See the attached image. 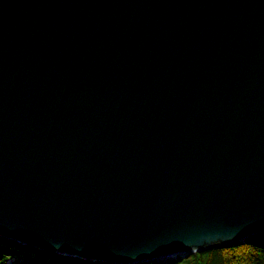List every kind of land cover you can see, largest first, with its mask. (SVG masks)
Listing matches in <instances>:
<instances>
[{
	"label": "water",
	"instance_id": "1",
	"mask_svg": "<svg viewBox=\"0 0 264 264\" xmlns=\"http://www.w3.org/2000/svg\"><path fill=\"white\" fill-rule=\"evenodd\" d=\"M264 230V0H0V236L115 264Z\"/></svg>",
	"mask_w": 264,
	"mask_h": 264
},
{
	"label": "trees",
	"instance_id": "2",
	"mask_svg": "<svg viewBox=\"0 0 264 264\" xmlns=\"http://www.w3.org/2000/svg\"><path fill=\"white\" fill-rule=\"evenodd\" d=\"M9 256H13L14 261L8 264H115L41 250L0 236V264H5ZM162 264H264V230L249 235L242 242H230L196 250L185 257L172 258Z\"/></svg>",
	"mask_w": 264,
	"mask_h": 264
},
{
	"label": "rangeland",
	"instance_id": "3",
	"mask_svg": "<svg viewBox=\"0 0 264 264\" xmlns=\"http://www.w3.org/2000/svg\"><path fill=\"white\" fill-rule=\"evenodd\" d=\"M4 238H7V237H4ZM11 239V238H10ZM18 242V241H17ZM20 243V242H19ZM193 252V251H192ZM192 252H190V253H192ZM189 253V254H190ZM81 258V257H80ZM161 259V261H158V260H153V261H149V262H156V263H164V262H168L170 259H172V257H169V256H167V257H161L160 258ZM14 261V259H13V256H9L7 259H6V264H8V263H12ZM100 261V260H99ZM130 264H139V262L137 261V262H132V263H130ZM145 264V263H144Z\"/></svg>",
	"mask_w": 264,
	"mask_h": 264
}]
</instances>
